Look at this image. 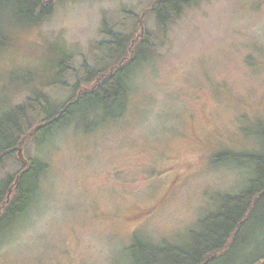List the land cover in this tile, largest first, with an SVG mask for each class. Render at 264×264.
Instances as JSON below:
<instances>
[{
	"label": "rangeland",
	"instance_id": "rangeland-1",
	"mask_svg": "<svg viewBox=\"0 0 264 264\" xmlns=\"http://www.w3.org/2000/svg\"><path fill=\"white\" fill-rule=\"evenodd\" d=\"M152 1L54 0L42 23L5 26L0 113L50 78L53 49L69 53L82 76L107 38L104 19L134 36L151 32L157 47L131 73L121 117L89 132L70 124L42 145L26 140L0 166V180L28 155L49 167L27 211L0 234V264H127L134 236L184 244L217 195L246 186L248 167L214 156L264 146L253 135L264 124V0H200L164 33ZM44 91L56 100L71 94L61 85Z\"/></svg>",
	"mask_w": 264,
	"mask_h": 264
},
{
	"label": "trees",
	"instance_id": "trees-1",
	"mask_svg": "<svg viewBox=\"0 0 264 264\" xmlns=\"http://www.w3.org/2000/svg\"><path fill=\"white\" fill-rule=\"evenodd\" d=\"M53 1L0 0V50L9 42L7 24L38 25L52 15ZM198 1L153 0L149 13L158 31L164 33L186 7ZM100 31L107 38L97 43L100 54L96 62L81 64L82 76L72 65L69 53L53 49L51 53L57 58H51L50 78L41 79L23 104L1 110L0 166L15 152L20 153L26 140L34 139L42 145L70 124L89 132L123 115L130 75L155 53V37L147 30L138 36L118 31L105 19ZM69 74L75 78L74 83L67 81ZM31 76L25 74L23 81H30ZM51 85L66 87L71 94L62 100L53 99L44 91ZM31 115L36 117L34 122ZM255 127L253 135L264 144V124L257 121ZM22 159L15 173L0 180V234L27 211L49 168L40 157L28 155ZM214 162L248 167L251 176L246 186L235 194L217 195L215 208L197 221L184 244H158L134 236L126 247L127 264H264V146L255 152H220Z\"/></svg>",
	"mask_w": 264,
	"mask_h": 264
}]
</instances>
